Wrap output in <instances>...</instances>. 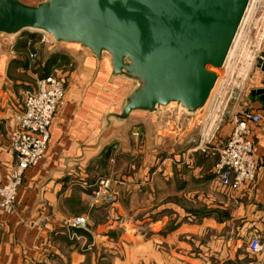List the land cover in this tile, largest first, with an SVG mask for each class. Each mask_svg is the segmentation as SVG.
<instances>
[{"label":"crops","instance_id":"0c3cea01","mask_svg":"<svg viewBox=\"0 0 264 264\" xmlns=\"http://www.w3.org/2000/svg\"><path fill=\"white\" fill-rule=\"evenodd\" d=\"M38 36L17 37L14 58L0 80V181L15 164L7 150L14 104L3 97L15 84L11 65L46 71L41 77L55 65L65 66L66 93L45 156L24 172L15 212L0 208V264H264V248L248 249L250 236L264 232V122L250 123L257 176L238 189L222 186L213 170L227 136L207 151L197 149L196 141L168 143L151 154L148 123L134 120L124 139L100 148V138L110 133L103 112L122 96L125 84L101 71L90 85L89 57L82 66L71 55L56 53L42 64V44L38 64L31 61L27 41ZM261 87L259 68L246 84L251 101L243 99L256 111L264 103L251 90ZM114 164L119 170L113 171ZM100 177L111 179L115 202H92ZM78 215L89 216L87 229L66 224Z\"/></svg>","mask_w":264,"mask_h":264},{"label":"water","instance_id":"95a60500","mask_svg":"<svg viewBox=\"0 0 264 264\" xmlns=\"http://www.w3.org/2000/svg\"><path fill=\"white\" fill-rule=\"evenodd\" d=\"M255 3L0 0V80L17 37L39 34L42 64L56 53L82 66L89 57L90 85L101 71L125 84L103 112L110 133L100 138V148L124 139L134 120L148 123L151 154L168 143L186 146L201 139ZM259 63L264 72V59ZM251 95L264 103V87Z\"/></svg>","mask_w":264,"mask_h":264},{"label":"built area","instance_id":"2783aa9c","mask_svg":"<svg viewBox=\"0 0 264 264\" xmlns=\"http://www.w3.org/2000/svg\"><path fill=\"white\" fill-rule=\"evenodd\" d=\"M37 38L27 41L28 57L31 61H36L40 56L43 37L39 35ZM242 40L241 48L231 63L224 85L234 74L237 77L234 87L247 84L248 74L241 70L242 65L238 68V61L244 47ZM65 69L63 65H55L47 76L36 81L35 87L24 93L20 104L13 105L7 150L15 164L0 181V208L7 214L15 212L16 196L23 183L25 170L37 165L45 156L50 140V127L66 93ZM220 98L221 96L218 103ZM211 121L212 116L207 122L201 139L196 144L197 149L207 151L214 144L215 135L209 136ZM261 122H264V107L256 111L253 104L248 101L241 106L240 111H235L231 115L232 130L220 149H217L218 158L213 168L222 186L238 189L244 183L255 180L259 165L255 159L250 123ZM111 182L108 177H100L92 191V201L104 199L108 203L115 202L116 192ZM89 223L88 215L73 216L66 220L67 225L78 229H86ZM263 248L264 232L251 235L248 244L249 251L257 253Z\"/></svg>","mask_w":264,"mask_h":264},{"label":"rangeland","instance_id":"374dc122","mask_svg":"<svg viewBox=\"0 0 264 264\" xmlns=\"http://www.w3.org/2000/svg\"><path fill=\"white\" fill-rule=\"evenodd\" d=\"M264 34V0H256L254 10L250 16L248 25L246 27V31L243 33L241 38L242 44L244 43V47L242 50V55L238 61V68L242 65V69L245 73L248 74V79L257 72L260 68L259 61L263 59V42H260V38ZM245 35V36H244ZM244 37V38H243ZM260 42V43H259ZM241 48V42L239 43L236 53L239 52ZM15 52L21 56L25 57L24 51L20 48L16 49ZM28 56V55H27ZM244 58V59H243ZM234 59V58H233ZM19 59H17L18 61ZM37 60V64H38ZM38 70V71H37ZM46 71H40L39 68H35L32 71L26 70L25 68H21L19 63H15L11 65L10 75L13 76L15 80V84L12 88L6 87V91L3 93V97L7 99L8 104L10 101L13 102L14 105H18L21 103L23 95L26 91L32 89V85L36 83L37 78L42 75H45ZM227 77V76H226ZM226 79V78H225ZM224 79V81H225ZM242 79V78H240ZM237 80L236 74L229 79L224 85V81L221 89V92L218 94L216 102L213 105L210 116H212L211 126L209 127V136L214 134L215 139L213 142L217 143L222 137L230 134L231 130V115L235 113V111H239L238 107L243 106V99L250 100V93L247 91L245 84L240 87H234V81ZM246 83V82H245ZM220 98V102L218 103V99ZM10 111H13V106L11 105ZM10 112V114H11ZM210 121V117H209ZM226 137V138H227ZM213 149L212 147H210ZM118 151V150H117ZM217 152V151H216ZM214 152V153H216ZM117 153V152H116ZM129 155H134V151L128 153ZM142 154V153H141ZM111 168L113 171L119 168V164H114ZM119 170V169H118ZM101 200V199H98ZM104 200V199H103ZM97 201V200H96ZM93 200L92 202H96ZM88 228V227H87ZM86 228V229H87Z\"/></svg>","mask_w":264,"mask_h":264},{"label":"bare ground","instance_id":"6f19581e","mask_svg":"<svg viewBox=\"0 0 264 264\" xmlns=\"http://www.w3.org/2000/svg\"><path fill=\"white\" fill-rule=\"evenodd\" d=\"M263 36H264V34H263L262 37L260 38V42L262 41ZM260 42H259V43H260ZM235 56H236V54H235ZM235 56H234V57H235ZM230 66H231V65H230ZM221 89H222V88H221Z\"/></svg>","mask_w":264,"mask_h":264}]
</instances>
